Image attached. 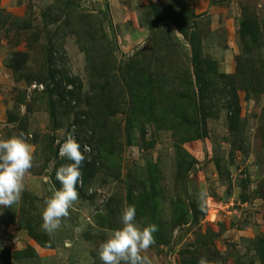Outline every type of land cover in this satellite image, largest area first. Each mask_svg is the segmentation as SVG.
Here are the masks:
<instances>
[{
  "label": "rangeland",
  "instance_id": "1",
  "mask_svg": "<svg viewBox=\"0 0 264 264\" xmlns=\"http://www.w3.org/2000/svg\"><path fill=\"white\" fill-rule=\"evenodd\" d=\"M184 9L183 32L229 75H208L202 98L187 84L195 81L191 44L164 17L180 19ZM249 18L257 39L241 34ZM50 76L63 96L50 90ZM137 81L147 82L151 105ZM21 134L32 167L18 202L0 206V264L28 248L35 254L9 264H102L99 246L121 227L129 191L153 196L154 207L135 215L140 227L157 226L141 253L150 264H261L264 0H0V139ZM68 135L91 152L83 153L78 199L49 234L41 212Z\"/></svg>",
  "mask_w": 264,
  "mask_h": 264
},
{
  "label": "clouds",
  "instance_id": "2",
  "mask_svg": "<svg viewBox=\"0 0 264 264\" xmlns=\"http://www.w3.org/2000/svg\"><path fill=\"white\" fill-rule=\"evenodd\" d=\"M88 152L91 148L83 145V153ZM83 153L72 135L59 145L58 156L71 163L61 165L55 172L61 188L45 201L41 212V227L46 233L52 234L59 228L61 218L68 215V210L78 199L76 185L81 180L80 168L85 161ZM32 160V151L23 134L0 139V206L10 208L18 202L24 190L23 178L32 167ZM135 215L132 205L122 209L121 227L111 230L99 246L98 256L102 264H150V260L141 253L155 243L153 233L157 226L148 224L140 227L135 222ZM198 264H207V261L201 258Z\"/></svg>",
  "mask_w": 264,
  "mask_h": 264
},
{
  "label": "trees",
  "instance_id": "3",
  "mask_svg": "<svg viewBox=\"0 0 264 264\" xmlns=\"http://www.w3.org/2000/svg\"><path fill=\"white\" fill-rule=\"evenodd\" d=\"M169 10V8H168ZM181 14V17L180 19L176 18V15H170V14H167V15H164V17L166 19L170 18L176 28L178 30H180L188 39V43L191 44V50L193 51L192 52V57H191V62H192V75L194 77V83L192 84L191 80L187 82L188 86L190 87H193L195 86L196 87V91H197V94H198V97L200 96L202 98V93H203V89L206 87V83H207V80L208 79H211L209 77H207L208 75H216V76H219V77H229V75H226L224 73H218L216 68H215V64L213 63V61H211L210 59H205V58H202L200 55V52L197 50V46L195 45V42L193 40V38L191 37V35L187 36V34L185 32H183V28L184 27V23H185V16L187 15V10L184 9V11L182 10L181 12H179ZM159 19V18H158ZM240 31H241V34L242 36L248 34L250 35L251 38L253 39H257L259 37V31H260V28L258 26V23L252 18H249L248 20L245 19L244 21H241L240 23ZM248 50V48L246 49ZM55 80V81H54ZM50 81H54V85H56V87H53L50 89V90H56L58 91L59 90V85H58V81L56 79H54L52 76H50ZM211 81V80H209ZM138 86H140V88H142L144 90V92L146 93V97H145V101H147L148 104H152L153 102V95H151V93H149V86L147 84L146 81H137L136 83ZM46 87H48V84L46 85ZM137 87H134L133 90L136 91ZM49 90V91H50ZM62 90V89H61ZM60 90V91H61ZM143 90L142 93H143ZM60 91H58V93H60ZM71 93H74V91H72ZM141 93V94H142ZM60 96H63L62 93H60ZM200 99V98H199ZM141 104V103H140ZM138 104L136 105L135 107L138 109V111H142V107L141 105ZM188 104L191 105L192 104V101H188ZM228 109H227V119H228V122H229V125L232 129H234L233 127H235L237 125V118L239 116V112H240V106H239V102H238V97H237V93H236V90L235 88H232L231 89V93H230V101L228 103ZM195 106V105H194ZM192 107V105H191ZM51 114L53 115V111H51ZM57 151H58V147H57ZM60 159V158H59ZM68 163H71L70 161L62 158L60 163L56 165L54 171H52L51 175H50V180H51V183L53 185V188L55 190H59L61 188V184L59 181L56 180L55 178V172L57 170V167L59 165H64V164H68ZM86 165V164H84ZM132 195L133 193L131 191H129L128 193V203L134 205L135 207V210H136V214L137 212L139 214H144L147 212V210H151L153 207H154V203L152 201L153 199V196L152 195H148L147 193L145 192H142V193H139V194H136L134 196V198H132ZM178 209H180L178 207ZM183 209V208H181ZM180 209V213L179 214H176L174 216V221H177V222H184L185 220L184 219H181L182 216H183V211ZM174 210H177L176 208H174ZM27 225V224H26ZM31 236H33L32 238H34L39 244H43V245H47L48 243L45 242V241H42L41 239H39L38 237H36L35 233H30ZM257 249L259 251V259H260V263L261 264H264V238H258L257 240ZM26 251V252H25ZM25 251H15L13 254H9L7 253L5 255V260H4V264H9V261L11 260V257H18V256H22V257H25L27 256L28 254H35V251L32 249V248H28L27 250ZM28 251V252H27ZM184 252H187V250H185ZM184 252H181L184 254ZM181 264H197L196 260L194 259H191V258H187V259H181Z\"/></svg>",
  "mask_w": 264,
  "mask_h": 264
},
{
  "label": "built area",
  "instance_id": "4",
  "mask_svg": "<svg viewBox=\"0 0 264 264\" xmlns=\"http://www.w3.org/2000/svg\"><path fill=\"white\" fill-rule=\"evenodd\" d=\"M32 88H38L39 90H42V89H43V86H42L41 84H39V85L35 84V85H33ZM61 144H62V143H61ZM58 149H59V148H58Z\"/></svg>",
  "mask_w": 264,
  "mask_h": 264
}]
</instances>
